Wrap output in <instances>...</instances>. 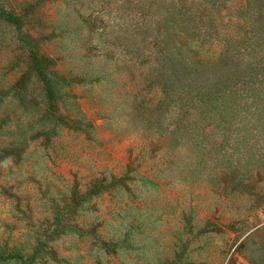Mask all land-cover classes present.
Here are the masks:
<instances>
[{
    "label": "rangeland",
    "instance_id": "rangeland-1",
    "mask_svg": "<svg viewBox=\"0 0 264 264\" xmlns=\"http://www.w3.org/2000/svg\"><path fill=\"white\" fill-rule=\"evenodd\" d=\"M0 264H264V0H0Z\"/></svg>",
    "mask_w": 264,
    "mask_h": 264
}]
</instances>
